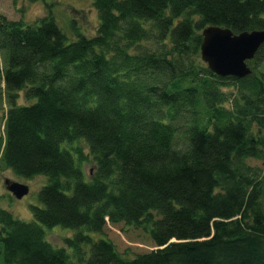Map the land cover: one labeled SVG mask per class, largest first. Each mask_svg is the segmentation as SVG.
I'll list each match as a JSON object with an SVG mask.
<instances>
[{
	"label": "trees",
	"instance_id": "16d2710c",
	"mask_svg": "<svg viewBox=\"0 0 264 264\" xmlns=\"http://www.w3.org/2000/svg\"><path fill=\"white\" fill-rule=\"evenodd\" d=\"M71 1L0 13V165L48 177L32 219L0 207V264H264V41L242 78L199 55L207 26L264 29V0H88L93 27Z\"/></svg>",
	"mask_w": 264,
	"mask_h": 264
},
{
	"label": "rangeland",
	"instance_id": "374dc122",
	"mask_svg": "<svg viewBox=\"0 0 264 264\" xmlns=\"http://www.w3.org/2000/svg\"><path fill=\"white\" fill-rule=\"evenodd\" d=\"M41 2H34L33 0H0V13L3 15H6L8 18L11 19H28L31 17H35L38 15H41L43 13V3L50 5L51 0H39ZM68 1V0H65ZM82 2V6L85 7V10L79 11L76 16L82 17L83 19V26H92L93 24L97 23L96 19V13L90 8V5H87L88 0H72L68 6H73L74 9H81L82 7L78 6V4ZM43 4V5H42ZM60 9V3H56L53 6V14L56 15V13ZM89 9V10H88ZM88 10V11H87ZM74 13L69 11V15L65 21L64 24L59 23L64 26L67 25V29L71 31L70 28V21L73 18ZM2 62L1 55H0V64ZM2 65H0V68ZM261 69L264 70V62L261 65ZM0 83L2 84L1 80ZM2 90V89H1ZM3 98V94L2 97ZM5 100L2 99V106L0 108V135L3 134V117H4V107L5 106ZM18 102L24 103L26 102L23 97H21V92L19 94ZM87 147V145L85 146ZM88 153V151H87ZM84 168V174L85 178L89 179V177L92 176L94 171V161L92 157L90 156L89 160L87 162H84L83 164ZM8 179L11 181H20L24 182L29 186L28 193H26L21 198H15L10 193H6L7 189L5 188L4 180ZM46 180H48V177L45 175H36L32 178H25L21 175L13 173L11 169L3 168L2 165H0V207L8 208L13 212V214L22 220H30L33 218L32 216V206L34 205H41L42 203L39 200V190L41 186L46 184ZM59 228H54L52 230H49L47 237L48 239L55 245H62L63 244V238L62 235L68 234L67 230H63L61 226H56ZM61 228V229H60ZM68 229V228H64ZM73 231L74 233L77 232L75 229H69ZM87 232L93 237L94 233L91 231ZM104 234L107 236L113 238L116 240V242L123 245L124 248L139 250V249H150L153 246H151L146 240L145 237H140L138 234L139 231L134 230H124L120 226V224H111L109 222L106 223L104 228ZM136 234V235H135ZM145 238V239H144Z\"/></svg>",
	"mask_w": 264,
	"mask_h": 264
},
{
	"label": "water",
	"instance_id": "95a60500",
	"mask_svg": "<svg viewBox=\"0 0 264 264\" xmlns=\"http://www.w3.org/2000/svg\"><path fill=\"white\" fill-rule=\"evenodd\" d=\"M203 36L201 55L210 69L221 75L241 77L250 72L246 60L252 58L264 41V29L234 34L228 28L209 26L203 30ZM8 189L18 198L28 191L26 185L16 182L8 184Z\"/></svg>",
	"mask_w": 264,
	"mask_h": 264
}]
</instances>
